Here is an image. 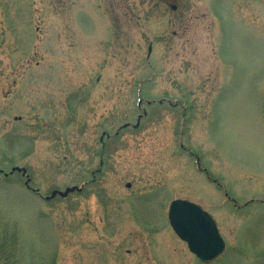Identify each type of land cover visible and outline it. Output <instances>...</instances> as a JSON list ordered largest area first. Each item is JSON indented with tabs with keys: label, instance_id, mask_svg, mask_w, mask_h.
<instances>
[{
	"label": "rangeland",
	"instance_id": "1",
	"mask_svg": "<svg viewBox=\"0 0 264 264\" xmlns=\"http://www.w3.org/2000/svg\"><path fill=\"white\" fill-rule=\"evenodd\" d=\"M0 264H264V0H0Z\"/></svg>",
	"mask_w": 264,
	"mask_h": 264
},
{
	"label": "water",
	"instance_id": "2",
	"mask_svg": "<svg viewBox=\"0 0 264 264\" xmlns=\"http://www.w3.org/2000/svg\"><path fill=\"white\" fill-rule=\"evenodd\" d=\"M148 51H150V48ZM13 171L21 172L25 175L24 169L13 168L11 172ZM74 191H80V189L70 187L63 192L52 191L46 199H52L56 195L64 198ZM167 220L175 234L187 244L188 250L200 261L211 262L224 252V242L217 231L214 221L206 211L195 203L184 199L171 201Z\"/></svg>",
	"mask_w": 264,
	"mask_h": 264
},
{
	"label": "flooded vegetation",
	"instance_id": "3",
	"mask_svg": "<svg viewBox=\"0 0 264 264\" xmlns=\"http://www.w3.org/2000/svg\"><path fill=\"white\" fill-rule=\"evenodd\" d=\"M173 9H175V7L172 6Z\"/></svg>",
	"mask_w": 264,
	"mask_h": 264
}]
</instances>
